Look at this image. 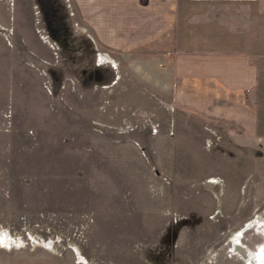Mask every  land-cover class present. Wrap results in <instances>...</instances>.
Here are the masks:
<instances>
[{
	"label": "rangeland",
	"instance_id": "374dc122",
	"mask_svg": "<svg viewBox=\"0 0 264 264\" xmlns=\"http://www.w3.org/2000/svg\"><path fill=\"white\" fill-rule=\"evenodd\" d=\"M262 56L261 132L233 137L73 0H0V264H258L236 245L264 246Z\"/></svg>",
	"mask_w": 264,
	"mask_h": 264
},
{
	"label": "crops",
	"instance_id": "0c3cea01",
	"mask_svg": "<svg viewBox=\"0 0 264 264\" xmlns=\"http://www.w3.org/2000/svg\"><path fill=\"white\" fill-rule=\"evenodd\" d=\"M73 1L101 46L163 56L178 108L224 124L229 136L259 135L247 95L262 75L264 0Z\"/></svg>",
	"mask_w": 264,
	"mask_h": 264
},
{
	"label": "bare ground",
	"instance_id": "6f19581e",
	"mask_svg": "<svg viewBox=\"0 0 264 264\" xmlns=\"http://www.w3.org/2000/svg\"><path fill=\"white\" fill-rule=\"evenodd\" d=\"M242 243L243 242H238L236 245L237 248L242 250L248 257H251L252 259L256 260L258 264H264V246H262L260 250L254 251L248 245H246L247 247L243 248V246H240L242 245Z\"/></svg>",
	"mask_w": 264,
	"mask_h": 264
}]
</instances>
